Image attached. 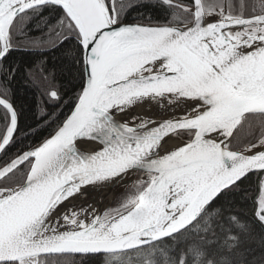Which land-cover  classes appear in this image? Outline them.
<instances>
[{"label":"snow or ice","instance_id":"obj_1","mask_svg":"<svg viewBox=\"0 0 264 264\" xmlns=\"http://www.w3.org/2000/svg\"><path fill=\"white\" fill-rule=\"evenodd\" d=\"M24 51L70 60L78 91L46 89L21 148ZM254 175L264 224V0H0V264H238L222 201Z\"/></svg>","mask_w":264,"mask_h":264},{"label":"trees","instance_id":"obj_2","mask_svg":"<svg viewBox=\"0 0 264 264\" xmlns=\"http://www.w3.org/2000/svg\"><path fill=\"white\" fill-rule=\"evenodd\" d=\"M137 13L132 11L129 15V22H134ZM54 23V21H52ZM36 21L29 25V29L35 34ZM46 60L44 67L47 69V79H41L42 73L38 71L40 62ZM9 63L21 67V72L11 83V89L14 92L17 106L21 109L23 116L21 118L22 125L25 130L21 133L22 143L21 148H26L28 145L38 143L43 136L47 135L43 129L47 121L37 124L40 117L43 115L42 110L52 111L48 106L51 102L48 101L44 94L46 89L55 86L61 89V94L64 96V102L68 103L78 91L75 88L77 83L74 79V70L70 60L63 59L60 53L48 54L42 56L39 53L14 52L8 59ZM32 71L29 72L28 68ZM64 111V105H61ZM57 113L60 109L56 110ZM27 126H32L28 128ZM41 130L40 136L34 134L35 129ZM27 138H24V137ZM123 188V187H122ZM123 190V189H122ZM122 191L116 196L113 203L120 199ZM257 181L255 175L250 181L245 182L240 188L235 189L234 193H230L223 201L222 207L225 215H234L238 218L239 223L245 228H236L235 232L240 237V245L235 249L234 255L227 250L219 249V254L231 256L238 264H264V224H261L256 217L257 209Z\"/></svg>","mask_w":264,"mask_h":264},{"label":"bare ground","instance_id":"obj_3","mask_svg":"<svg viewBox=\"0 0 264 264\" xmlns=\"http://www.w3.org/2000/svg\"><path fill=\"white\" fill-rule=\"evenodd\" d=\"M135 113L137 115H140V116H148V115H152L153 113L159 111V109L151 104V103H145V104H140V105H137L134 109ZM161 117H167V112H161V115L160 116H157L155 118H161ZM180 141L176 140V139H173V140H170L168 142V144L165 145L166 148H170L172 146H174L175 144L179 143ZM118 185H112V186H108V187H104L103 189H97V190H94L91 195H94L95 198H93V200H91V202H95L97 201V197L98 196H103L105 198V200H107V202L104 201V203L102 204H97L95 203L98 208H105L107 207L108 205V200L110 201L114 195V189L115 187H117ZM89 196V195H88ZM76 201H73V204H75Z\"/></svg>","mask_w":264,"mask_h":264},{"label":"rangeland","instance_id":"obj_4","mask_svg":"<svg viewBox=\"0 0 264 264\" xmlns=\"http://www.w3.org/2000/svg\"><path fill=\"white\" fill-rule=\"evenodd\" d=\"M121 187H122V185H118L117 187H115V189H114V197L116 198V192H118L119 190H121ZM93 198H94V195H89V196H85V197H82V198H80V199H78V200H76V203H75V205L77 206V207H79L80 205H84V206H88V205H92V206H94V207H97L98 208V206L95 204V202H91V200H93ZM114 198V199H115ZM103 196H98L97 197V201L100 203V204H102L103 203ZM114 201V200H113ZM113 201H112V203H113ZM257 201V200H256ZM105 202H107V200H105ZM111 203V204H112ZM257 211V210H256Z\"/></svg>","mask_w":264,"mask_h":264},{"label":"water","instance_id":"obj_5","mask_svg":"<svg viewBox=\"0 0 264 264\" xmlns=\"http://www.w3.org/2000/svg\"><path fill=\"white\" fill-rule=\"evenodd\" d=\"M165 118H166V117H165ZM178 141H179V140H178ZM38 143H39V142H38ZM122 187H124V186L122 185ZM122 187H121V190H119L118 192H116V195H115V196H117V195L122 191V189H123ZM113 193H114V192H113ZM86 196H88V195H86ZM94 198H95V197H94ZM114 198H115V197H114V195H113L112 199H111L110 201L108 200V205H107V206H110V205H111V203H112V201L114 200ZM103 199H104V200H103V203H104L105 198L103 197ZM95 203L100 204L98 201H95Z\"/></svg>","mask_w":264,"mask_h":264},{"label":"flooded vegetation","instance_id":"obj_6","mask_svg":"<svg viewBox=\"0 0 264 264\" xmlns=\"http://www.w3.org/2000/svg\"><path fill=\"white\" fill-rule=\"evenodd\" d=\"M257 179H258V178L255 176V180H256V181H257ZM256 200H257V199H256ZM256 203H257V201H256ZM256 210H257V209H256Z\"/></svg>","mask_w":264,"mask_h":264}]
</instances>
